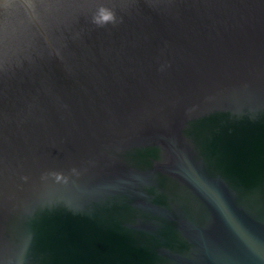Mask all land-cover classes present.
<instances>
[{
  "label": "water",
  "instance_id": "95a60500",
  "mask_svg": "<svg viewBox=\"0 0 264 264\" xmlns=\"http://www.w3.org/2000/svg\"><path fill=\"white\" fill-rule=\"evenodd\" d=\"M61 5L0 47V264H264V0Z\"/></svg>",
  "mask_w": 264,
  "mask_h": 264
},
{
  "label": "clouds",
  "instance_id": "9594fccd",
  "mask_svg": "<svg viewBox=\"0 0 264 264\" xmlns=\"http://www.w3.org/2000/svg\"><path fill=\"white\" fill-rule=\"evenodd\" d=\"M61 0H0V47L7 55L9 46L18 40L22 33L36 29L47 38L50 28L49 18L57 16L61 10ZM91 22L97 27H104L108 24L115 25L118 20L114 11L100 7L92 16ZM31 47V40L25 42V49ZM27 58V57H26ZM165 66H162L163 70ZM6 70V60L0 58V71ZM77 175L75 169L72 170ZM52 178L56 182L66 183L67 176L60 173H46L41 179Z\"/></svg>",
  "mask_w": 264,
  "mask_h": 264
}]
</instances>
